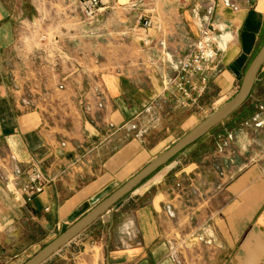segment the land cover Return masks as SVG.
Listing matches in <instances>:
<instances>
[{"label": "crops", "instance_id": "crops-1", "mask_svg": "<svg viewBox=\"0 0 264 264\" xmlns=\"http://www.w3.org/2000/svg\"><path fill=\"white\" fill-rule=\"evenodd\" d=\"M80 1L0 0V264L40 251L167 150L155 153L168 139L152 144V111L181 129L193 118L167 80L208 0H101L92 26ZM233 3L218 0L211 18L218 89L233 88L264 34V0ZM234 158L217 183L194 162L166 165L43 264H176L172 245L182 264H264V172ZM16 163L55 180L27 201V176L8 182Z\"/></svg>", "mask_w": 264, "mask_h": 264}, {"label": "rangeland", "instance_id": "rangeland-1", "mask_svg": "<svg viewBox=\"0 0 264 264\" xmlns=\"http://www.w3.org/2000/svg\"><path fill=\"white\" fill-rule=\"evenodd\" d=\"M86 23L90 26L88 22ZM244 42L245 44L249 43L247 37L244 38ZM263 45L264 34L258 40L253 54L245 62L241 75L237 78L233 88L229 82H223L221 83L224 86L222 87L223 90L218 89L214 83L217 76L210 77L207 75V88L192 105L193 118L184 129H181L178 124L171 125L172 123H169L165 125L163 120L166 117L160 116V126L164 122V127L159 126L158 129L152 128L149 132V134H152L150 139H155L152 144H157L158 141H162L163 139H168V141L157 149L156 155L173 146L191 129L234 98L240 89L245 72ZM161 49L164 52H171L166 43L165 45L161 44ZM240 154L242 156L247 154V167L259 166L261 171L264 172V67L246 104L169 164L178 162L181 165H188L194 162L199 166L197 170L203 172L202 179H207L209 183H217L220 180V171L233 164L235 162L234 157ZM195 168L193 166L189 171ZM54 239L49 240L45 245L41 246V249ZM35 254L34 252L29 253L27 258L17 264H23Z\"/></svg>", "mask_w": 264, "mask_h": 264}, {"label": "built area", "instance_id": "built-area-1", "mask_svg": "<svg viewBox=\"0 0 264 264\" xmlns=\"http://www.w3.org/2000/svg\"><path fill=\"white\" fill-rule=\"evenodd\" d=\"M218 0H208V5L205 16L201 19L200 28L201 36L193 46V51L184 57L182 60L177 62L174 66L175 76L168 78L167 86L172 87L174 91L181 97L178 99V104L186 106L188 103H195L194 94H202L206 89L208 82V72H218L219 65L216 61L222 51L215 49L211 43V36L216 31L214 26L211 24V18L216 11V3ZM224 3L237 10L238 7L233 3V0H222ZM102 1L101 0H81L79 4L80 12L86 22L90 25H94L97 22L98 15L101 11ZM143 28L147 29L152 26L150 18H143ZM197 77H201V85L197 84L195 80ZM154 109H159V105H155ZM158 110L152 111L150 116L151 128H157L161 123L160 114ZM136 130L137 126H133ZM147 132V131H145ZM144 132V133H145ZM142 135V132H139ZM227 145V144H226ZM27 176V182L22 187V192L25 195L27 201H31L36 196L42 194L48 184H51L55 178L48 177L44 171L38 165H32L27 170H23L21 166L16 163L12 168L13 179L8 180L10 184H15L22 175ZM220 177H224V170L220 171ZM178 187L182 188L181 184ZM224 187L223 183L217 184L216 189L221 190ZM198 193V190H194ZM168 215L177 219V213L173 206H166ZM189 221L194 222L195 216L189 215ZM181 246L172 245L170 256L176 264H182V254L179 249Z\"/></svg>", "mask_w": 264, "mask_h": 264}, {"label": "water", "instance_id": "water-1", "mask_svg": "<svg viewBox=\"0 0 264 264\" xmlns=\"http://www.w3.org/2000/svg\"><path fill=\"white\" fill-rule=\"evenodd\" d=\"M264 67V45L249 65L243 77L238 93L228 103L191 129L173 146L153 159L147 166L135 176L101 201L91 211L84 215L73 225L66 228L58 237L44 246L33 257L23 264H43L59 252L63 247L72 242L99 218L111 211L127 195L133 193L144 181L149 179L158 170L165 167L179 154L194 146L213 129L229 119L242 108L250 98L256 85L258 76Z\"/></svg>", "mask_w": 264, "mask_h": 264}, {"label": "trees", "instance_id": "trees-1", "mask_svg": "<svg viewBox=\"0 0 264 264\" xmlns=\"http://www.w3.org/2000/svg\"><path fill=\"white\" fill-rule=\"evenodd\" d=\"M190 148H191V147H190ZM187 150H188V149H187ZM184 152H185V151H184ZM182 153H183V152H182ZM182 153H181V154H182ZM179 155H180V154H179ZM179 155H178V156H179ZM178 156H177V157H178ZM177 157H176V158H177ZM176 158H175V159H176ZM175 159H173V160H175ZM173 160H172V161H173ZM172 161H171V162H172ZM167 165H168V164H167ZM161 169H162V168H161ZM161 169H160V170H161ZM160 170H158L157 172H159ZM157 172H156V173H157ZM156 173H155V174H156ZM155 174H154V175H155ZM152 176H153V175H152ZM152 176H151V177H152ZM151 177H150V178H151ZM150 178H149V179H150ZM147 180H148V179H147ZM147 180H146V181H147ZM146 181H144L142 184H144ZM142 184H141V185H142ZM141 185H140V186H141ZM140 186H139V187H140ZM129 195H130V194H129ZM129 195H127L126 197H128ZM126 197H125V198H126ZM125 198H124V199H125ZM121 201H122V200H121ZM121 201H120V202H121ZM120 202H119V203H120ZM119 203H118V204H119Z\"/></svg>", "mask_w": 264, "mask_h": 264}]
</instances>
